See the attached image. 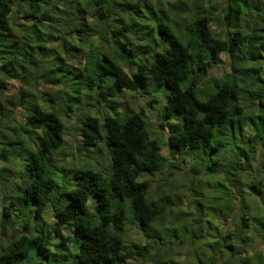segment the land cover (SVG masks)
<instances>
[{
	"label": "clouds",
	"instance_id": "1",
	"mask_svg": "<svg viewBox=\"0 0 264 264\" xmlns=\"http://www.w3.org/2000/svg\"><path fill=\"white\" fill-rule=\"evenodd\" d=\"M227 2L150 0L158 15L150 7L153 14L140 24L154 25L158 36L131 27V0H25L36 18L19 24L16 37L0 27V68L10 69L9 75L0 71L6 84L0 89V264H112L117 255L116 264H264V110L259 118L251 115L264 87L255 86V77L228 74L234 61L248 58L249 34L261 37L255 52L264 51V0H240L243 11L226 15ZM9 4L7 15L18 24L27 9L19 0H0V13ZM169 30L180 34L179 44ZM52 37L51 50L36 51L39 40ZM211 38L241 43L232 55L229 45ZM104 55L108 69L101 65ZM85 66L99 85L90 96L80 91L92 87L80 76ZM198 69L208 74L197 80ZM249 88L251 94L242 92ZM237 92L240 98L231 99ZM37 122L45 125L40 138L31 127ZM205 124L218 125L223 145L208 143ZM81 125L103 137L85 136ZM209 173L217 178L211 185L203 179ZM145 183L154 193L147 198ZM207 187L221 192L210 206L202 194ZM81 202L96 224L91 233L75 215ZM66 211L72 215L58 219L71 220L66 230L78 229L73 247L79 255H70L55 235L53 217ZM109 250L112 261L103 255Z\"/></svg>",
	"mask_w": 264,
	"mask_h": 264
},
{
	"label": "trees",
	"instance_id": "2",
	"mask_svg": "<svg viewBox=\"0 0 264 264\" xmlns=\"http://www.w3.org/2000/svg\"><path fill=\"white\" fill-rule=\"evenodd\" d=\"M20 4L22 7H24L25 10L23 12V15L19 18V23L18 24H13L8 15L7 12L11 11V4H9L8 9L2 13H0V27L4 28L7 30L9 37H16L18 35H20V32L16 31V29L19 27V24H26L29 18H36L33 15V11L31 9V7H29V5L25 4V0H19ZM152 7L153 8V13H157V11L154 8V5H152L150 3H146L145 0H131L130 6H129V11H131L132 9H135L136 11H133V16L135 17V21L134 24L131 26L133 28H135L136 30H140L143 29L144 31V36H148V35H153V36H158L159 32L155 30V26L152 24H148V23H144V24H140V19L141 17H146L147 15H152L153 13L149 12V8ZM227 10H231L232 13H237L238 11L242 12L243 11V5L240 3V0H228V2L226 3V15H227ZM81 11H83V9H81ZM140 13V16L136 15V12ZM199 23V21H198ZM85 26H88V21L87 18L85 17ZM164 28H167V23L166 21H161V25ZM83 29L77 25V27L73 30L74 32H81ZM211 30V29H209ZM22 31V29H21ZM259 31L264 32V29H260ZM130 34L128 32L125 33V36H129ZM168 35L172 36L173 39L179 44L181 37L179 33H175L171 30L168 31ZM233 36L240 38L241 37V33L236 32L233 33ZM144 37H141V39H143ZM120 43L123 44L124 43V39L123 38H119ZM213 43H221V44H227L229 45V53L232 55H235V51L238 50V45L241 43L240 39H229L227 41H216L214 38H211ZM261 39L260 36H252L251 34H249V56L246 60H239V61H234V71L233 70H229V75H243L245 79H247L248 77H255L256 78V87H264V51H261L259 53L255 52V41ZM55 43V37H52L48 40H39V42L34 46L36 51L39 52L41 49L44 50H51L50 46L52 44ZM130 44H134L135 48L139 51V54L142 56H147L148 52L145 50L144 46L142 45V43H140L139 41H132L131 39L129 40ZM78 45H74V47H76ZM94 47H98L99 46V40L97 39L96 41H94L93 44ZM183 46V45H181ZM26 48H28L29 52L32 51L33 46L32 45H25ZM125 51H128L127 46L124 49ZM81 51H83V49H81ZM252 53H255L254 55ZM188 55H191V52L188 53ZM19 58V57H17ZM129 58L133 61V63L137 64L138 67H143L142 65L139 64V61L136 60V54L135 53H129ZM61 59H63V57L61 56ZM110 57L108 55H104L103 56V60L101 61V65L105 68L108 69V64L105 63V61H109ZM88 64H94L95 61L91 58L88 57L87 58ZM205 63H207V60L204 61ZM11 63V62H9ZM113 67H117L119 68V62L118 61H111ZM121 71H123L122 69H120ZM0 71H4L5 75H9L10 73V69L7 68H0ZM208 73H200L199 69L197 70V80L201 79L204 75H207ZM135 75V74H133ZM80 76L82 79H86L89 80L92 83V87H88L85 86L83 87L80 91L81 94L85 95V96H90V93L93 89L97 90L99 89V85H97L95 83L96 77L92 74V71H90L87 66H85V68H83L80 72ZM147 79V77H145V80ZM130 83L132 82L131 80L129 81ZM6 86L5 82L0 81V89H4ZM50 87H55V85H49ZM223 86V85H220ZM229 88H232L233 85L231 83L228 84ZM234 87L236 88H240L241 85L239 83V81L234 85ZM131 91L130 89H123V91ZM253 91V88H249L247 90H242V92H246L248 94H251ZM242 92H237L234 93L230 98L233 100H238L242 94ZM210 94L215 95V92L210 90ZM76 96L75 94H73L72 100L76 101ZM49 103H52V101H49ZM255 103V101H254ZM38 108L41 107H46L45 105H43L42 102L38 101L37 104ZM132 111H134L133 109H131ZM264 110V98H261L259 101V105L256 109H254L251 113L252 116H255L257 118L260 117L261 115V111ZM109 111L111 112V109H109ZM44 115H50V113H48L47 111L44 112ZM240 116H245L248 117V113L245 111H240L239 113ZM231 119L236 120L237 116L235 114L232 115ZM159 126V125H158ZM31 127L35 130V133L37 135L38 138L41 137V133H40V129L42 127H45V125L43 123H33L31 124ZM161 126H159L160 128ZM217 127L218 125H208L205 124L204 128L208 131V143L210 145H212L213 147H215L216 144H221L223 145L224 143V137L222 135H219L217 133ZM82 130L85 133V136L89 137V138H95L97 136L99 137H103V133L97 128L95 131H93L91 128L86 127L84 125H81ZM144 133V135L148 136L149 138H151V133H150V129L147 127H144L141 129ZM232 130L231 126H230V131ZM244 128L240 127L237 131H236V135H240L241 133H243ZM21 136L26 135V132H21L20 133ZM58 139L60 141L65 140L64 136H59ZM19 143V142H16ZM87 143V141H86ZM96 143H98V141H96ZM8 146H5V150ZM87 147L89 150H91V148L93 147L92 143H87ZM32 155L37 156L38 154L36 153H32ZM57 167H62V165H57ZM205 183L208 185H211L214 182H217V178L216 175L214 173H209L206 177L203 178ZM137 181L138 182H142L140 181V178L137 177ZM145 198H147L150 195H154L153 193V189H152V185L151 184H147L145 183V187L143 189ZM211 195H208V194ZM203 196L205 197V201H204V205L205 206H210L209 201H213L218 199L221 196V192L219 188H216L215 190L211 189L210 187H207L203 190L202 192ZM64 195V194H62ZM122 200H124L126 202L127 198L126 197H122ZM167 205H165L166 207ZM86 209H87V204L86 202H81L80 206L78 209L75 210V215L76 217L79 219V227L80 229H84L86 231H88L89 233H91V231L96 227V224L89 219L88 215L86 214ZM72 212H68L66 211L65 213H57L56 215H54L53 219L56 221V224L58 225V230L55 233L56 236H58L62 242L63 248H67L69 251L70 255H79V251L77 249H75L73 247V240L75 239H79L78 236H76V232L78 231V229L73 228L72 230H66L68 229V224L71 223V220H69L67 223H65L64 221L58 219L59 216H71ZM211 222V220L209 221ZM46 223V221H45ZM62 231H65L66 234L64 235L62 233ZM89 247H92L91 244H88ZM44 251L49 252L50 254H55V249H51L48 248L47 246H45ZM31 254H35L34 250L32 251ZM105 259L112 261V252L111 250H109L108 252L103 254ZM120 260V256L117 255L115 261H112V264H116V262H118ZM130 260L128 259H124V264L129 263Z\"/></svg>",
	"mask_w": 264,
	"mask_h": 264
},
{
	"label": "rangeland",
	"instance_id": "3",
	"mask_svg": "<svg viewBox=\"0 0 264 264\" xmlns=\"http://www.w3.org/2000/svg\"><path fill=\"white\" fill-rule=\"evenodd\" d=\"M87 18V21H88V17H86ZM75 33H77V32H75ZM77 45H78V43H77ZM214 76H215V74H214ZM124 92L126 93V94H129L130 92L129 91H125L124 90ZM130 107H131V109H133L134 111H137L138 109L136 108V106L135 105H130ZM145 113H147L148 111H150V109H148L147 107L145 108ZM157 128L159 129V126H157ZM208 195H211L210 193L208 194ZM46 223H47V221H46ZM62 233L65 235L66 234V232L65 231H62ZM127 264H131V262L129 261V263H127Z\"/></svg>",
	"mask_w": 264,
	"mask_h": 264
}]
</instances>
